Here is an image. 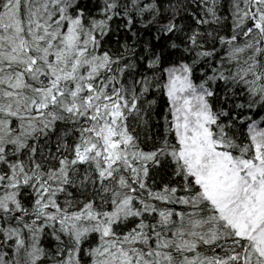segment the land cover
<instances>
[{"label": "snow or ice", "instance_id": "1", "mask_svg": "<svg viewBox=\"0 0 264 264\" xmlns=\"http://www.w3.org/2000/svg\"><path fill=\"white\" fill-rule=\"evenodd\" d=\"M0 264H264V0H0Z\"/></svg>", "mask_w": 264, "mask_h": 264}]
</instances>
